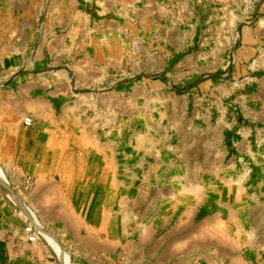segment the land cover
Here are the masks:
<instances>
[{
    "label": "rangeland",
    "instance_id": "1",
    "mask_svg": "<svg viewBox=\"0 0 264 264\" xmlns=\"http://www.w3.org/2000/svg\"><path fill=\"white\" fill-rule=\"evenodd\" d=\"M27 117L0 195L43 235L0 264H264V0H0V125Z\"/></svg>",
    "mask_w": 264,
    "mask_h": 264
},
{
    "label": "crops",
    "instance_id": "2",
    "mask_svg": "<svg viewBox=\"0 0 264 264\" xmlns=\"http://www.w3.org/2000/svg\"><path fill=\"white\" fill-rule=\"evenodd\" d=\"M32 126H33V123H32ZM13 129L7 130L4 128V126L0 125V143L1 144L5 143V145L1 146L0 151L5 152L4 153L5 155L13 156L14 158H16L17 163L22 165L24 170H30V167H31L30 158H31V149H32V142L30 139V134L24 132V129H26L24 123L20 124L19 122V128H16L20 130L19 134H16L14 132L12 133ZM4 132H7L8 134L7 136L5 135L6 137L2 135V133ZM27 134L28 136H26ZM0 168L3 171V168L1 166ZM22 194L23 195L19 194V198L24 204L29 205L32 194L26 193L27 194L26 195L25 193H23V191H22ZM14 213H15L14 205L11 203L10 200L2 197V199L0 200V245L4 247L6 254L10 257L9 260H12V259L14 260V258L19 255V252L22 251V248L26 245V242L29 243L27 241L26 234H25L26 241H24V237H22L21 234L15 233V229H16L15 227L17 225H14V217H15L13 216ZM46 240L54 248V250L57 252V254L60 257L66 258L65 256H63L64 253L62 249L60 248V246L56 247L53 244H51L48 241V239ZM66 263L70 264L67 258H66Z\"/></svg>",
    "mask_w": 264,
    "mask_h": 264
},
{
    "label": "built area",
    "instance_id": "3",
    "mask_svg": "<svg viewBox=\"0 0 264 264\" xmlns=\"http://www.w3.org/2000/svg\"><path fill=\"white\" fill-rule=\"evenodd\" d=\"M23 123L27 127L32 126V123H33L32 118H29V117L25 118ZM16 204H17V206L15 205V213H17L20 217H25L27 219L28 216H27L26 211H24L23 208L17 202H16ZM24 206H25V204H24ZM26 209H27V207H26ZM27 211H29V210L27 209ZM25 234L27 236V241L30 243L37 242L39 240L40 235L41 236L43 235L40 231H38L36 229L35 225L32 223H30L29 226L25 227Z\"/></svg>",
    "mask_w": 264,
    "mask_h": 264
},
{
    "label": "bare ground",
    "instance_id": "4",
    "mask_svg": "<svg viewBox=\"0 0 264 264\" xmlns=\"http://www.w3.org/2000/svg\"><path fill=\"white\" fill-rule=\"evenodd\" d=\"M0 181H1V179H0ZM5 182V181H4ZM6 184V185H5ZM3 185H5L4 186V188H5V190H6V192H8L9 194H10V196L12 195V197H14V199L17 201V203L20 205V206H22V203L20 202L21 200L18 198H16V196H14L13 194H12V190H9L10 188H9V185H7V183L5 182V183H3ZM26 206V205H25ZM27 207V206H26ZM26 207L24 208L23 207V209L25 210V211H27V209H26ZM29 217V216H28ZM30 218V217H29ZM33 219V218H32ZM33 222H34V224L39 228V230H43V229H41L40 228V226L38 225V223L33 219ZM41 233H43V231L41 232ZM45 234V233H44ZM44 236H46L47 238H51L55 243H56V241L52 238V237H50V236H48V235H44ZM50 242V241H49ZM52 242V241H51ZM54 243V244H55ZM55 246L56 247H59V245L56 243L55 244ZM59 249V248H58ZM61 251V250H60ZM63 256H64V254H63Z\"/></svg>",
    "mask_w": 264,
    "mask_h": 264
}]
</instances>
